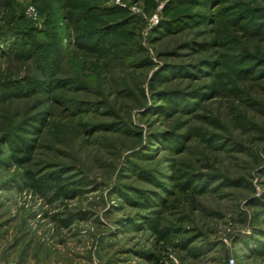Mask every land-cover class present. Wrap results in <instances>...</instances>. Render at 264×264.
<instances>
[{"label": "rangeland", "instance_id": "rangeland-1", "mask_svg": "<svg viewBox=\"0 0 264 264\" xmlns=\"http://www.w3.org/2000/svg\"><path fill=\"white\" fill-rule=\"evenodd\" d=\"M231 258L264 264V0H0V264Z\"/></svg>", "mask_w": 264, "mask_h": 264}, {"label": "trees", "instance_id": "trees-1", "mask_svg": "<svg viewBox=\"0 0 264 264\" xmlns=\"http://www.w3.org/2000/svg\"><path fill=\"white\" fill-rule=\"evenodd\" d=\"M168 25H165L164 27H166V29H168L167 27ZM163 75H158V76H155L154 78H152V82H157L158 81V78L159 77H162ZM257 202V201H256ZM262 204V203H261ZM263 205V204H262Z\"/></svg>", "mask_w": 264, "mask_h": 264}, {"label": "built area", "instance_id": "built-area-1", "mask_svg": "<svg viewBox=\"0 0 264 264\" xmlns=\"http://www.w3.org/2000/svg\"><path fill=\"white\" fill-rule=\"evenodd\" d=\"M229 264H233L234 263V261H233V259L231 258V259H229Z\"/></svg>", "mask_w": 264, "mask_h": 264}]
</instances>
